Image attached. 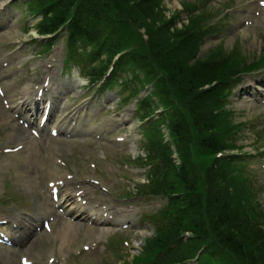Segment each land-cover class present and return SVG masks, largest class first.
Masks as SVG:
<instances>
[{
  "label": "rangeland",
  "instance_id": "374dc122",
  "mask_svg": "<svg viewBox=\"0 0 264 264\" xmlns=\"http://www.w3.org/2000/svg\"><path fill=\"white\" fill-rule=\"evenodd\" d=\"M135 1L123 3L118 8L112 7L113 16L117 18L121 26L125 25L120 29L123 30L127 27L134 29L132 26L140 28L139 36L136 39L135 51L147 54L150 61L157 68L163 69L168 80L177 77L178 80L173 85L174 94L177 93L181 98L187 94L185 89L188 87L189 80L196 82L194 85L198 86L197 88L203 89L200 92V97L193 98L192 103L195 104V107H190V109L192 112L198 111L200 116H202L203 123L209 128V135L218 137L235 154L239 153L240 150L252 153L251 145L256 147L262 145L264 143V118H262L264 117V107L260 106L255 100L251 101L247 107L243 102L239 101L238 97L245 89L249 88V83H258L264 80V67L259 68L263 69L261 70L263 72L259 71L255 75H248L244 78V84L238 89V95L234 103L229 106L234 113V118L226 119L224 114L220 112V107L222 106L220 100H222L224 93L218 91L214 99L210 95V89H207L205 84V82L213 83L215 80H220L226 73L233 71L248 72L251 69L249 65L248 67L244 66V62H250V66L258 67L264 64V10H261L262 14L257 18L254 17L255 13L252 15L249 10V8L255 7L252 4L257 2V0H163L159 4L149 0H141L137 3ZM140 2H143L142 6L137 7L136 5ZM225 8L229 9L224 11ZM186 11L191 12L193 18H196L200 23L202 21L209 23L213 16L221 15L220 18H225L228 28L221 35L213 36L206 40L204 45L198 46L199 43L195 37L192 35L187 36L190 31L183 36H177L178 34L172 31V15L178 16V13H181L183 20L186 22ZM230 11L233 14L228 17ZM34 19V17H31L30 22L33 23ZM177 26L180 27L181 25L178 24ZM25 32L28 31L25 30L21 34L19 30H11L9 37L0 38V44L6 46L11 42L20 41L18 43H22L30 39V36L26 35ZM132 35L128 31L127 37ZM12 36L14 37L11 39ZM131 38L128 37L127 39L132 41ZM58 43L53 52L60 50L61 46H63L60 41ZM157 44L159 45L157 46ZM165 44L167 46L165 50H162L161 47ZM196 47H202L201 56L206 55L208 62L211 64V67L208 68L210 73L206 74L205 78H203L205 70L200 68V64L196 63V61L191 63L189 61L191 59V51ZM31 75L27 77L25 72L17 75L19 81L16 87L18 90L21 91L24 87L26 88L27 86L25 85L28 80L37 79L36 76ZM259 89L264 91V85H260ZM253 93L259 98L262 97V94L260 93L259 95L256 90H253ZM0 107H2L1 103ZM65 108L70 112L69 114L73 112L71 116L65 114L66 119L72 120L79 117L80 114H78L76 105L73 102L68 103ZM195 115L199 116L197 113ZM9 117L10 114L5 111L2 112L0 108V152L6 147H16L14 140L7 135L8 133H16V131L13 132L4 127V123ZM246 120L251 121L250 126L253 130L248 132L249 128L247 129V127L242 130L241 125L238 124L237 128L233 126L232 131L227 134L230 125ZM223 130H225L224 134H222ZM261 135H263L262 141L255 142ZM102 152L107 154L101 159ZM17 155V158L0 155V204H3L7 209L22 205L23 210L30 212L33 207L41 203V198L48 203L47 198H50L48 182L57 181L62 179V177L67 178L68 174L72 177H79L75 179V182H80L85 176L99 177L101 175L104 178L103 187L105 188H108V186L114 187V180L120 176H122L121 181L125 178L133 180L135 183L143 182L145 177L142 174L135 177L136 173H139L137 172L138 170H135V167L127 168L129 166L127 162L129 158L140 155L137 150L129 152V150L122 149L121 146L109 147L108 145L101 146L97 143L81 144L78 141L68 142L63 136L53 137L47 143L38 141L32 148ZM13 159H15V162H13ZM40 166L46 167L44 173L39 172ZM52 168L56 170L59 177L50 176ZM197 169L201 171L200 168ZM167 179L175 189L177 187V184L173 183L175 176L168 174ZM85 184L91 185L89 182H85ZM127 186V188L120 189L119 196H117L118 199L130 190L129 185ZM130 186L134 188V185L131 184ZM167 186L171 187V185ZM97 189L101 194H104L101 187H97ZM8 198L15 200L17 203L20 202V204L16 205L15 202H10ZM259 200L264 208V193L259 195ZM160 203V201L156 202L155 209L160 208ZM144 207L145 209H153V207L148 205ZM139 212H142L140 206ZM257 214L264 221L262 214L258 212ZM68 223L70 222L65 218L56 219L52 224V232H42L41 236L33 241V245H28L29 247L24 254H27V256L31 254L36 257L37 264H48L50 256L56 260V263L92 264L89 261L92 257L86 255L87 252L82 247L86 238H82L84 240L83 243L79 240V245H75L74 249L72 248L66 253L61 254L58 251L59 242L56 241L59 236L58 232L65 228ZM70 224L82 226L77 221ZM101 231L100 229L97 242L101 239H106V236ZM144 239L136 244L139 246L137 249L143 246ZM102 254V248H99L97 253H95L96 256ZM77 257L79 258L75 263V258ZM9 258L4 264H19L18 257L10 255ZM118 263L117 261L113 264Z\"/></svg>",
  "mask_w": 264,
  "mask_h": 264
},
{
  "label": "trees",
  "instance_id": "16d2710c",
  "mask_svg": "<svg viewBox=\"0 0 264 264\" xmlns=\"http://www.w3.org/2000/svg\"><path fill=\"white\" fill-rule=\"evenodd\" d=\"M130 1L132 0H51L52 9L57 11L52 18L48 19L49 22L46 24V30L43 32L54 33L58 27L67 22V19L73 17L75 20L89 26L88 30L91 33L88 34L86 31L84 36L88 41H91V44H95V48L99 47L101 49L100 52H102L109 45L111 47L109 52L112 54L114 48L117 49L119 44L118 39L121 37L120 31L117 30L118 26L116 22L118 25L120 24L112 14V7L118 8L123 3ZM138 1L136 0L135 2L137 3ZM110 3L113 4L111 8H109ZM142 4L143 2H140L136 6H142ZM96 23L98 31L94 29V24L96 25ZM192 29L193 27H190L187 31H192ZM128 31L133 36L136 35V29L127 27L124 32L125 37H127ZM177 34L179 36L181 33ZM78 37V35H75L74 40ZM131 40L135 41L133 38ZM166 46L167 44L163 45L161 47L162 50H165ZM141 55L144 54L137 52L134 55H130V62L133 65H136L138 62L143 63V69L147 73L153 74L154 68L149 56ZM198 64H200L201 69L205 70L203 72V78H205L206 74L210 73L208 68H210L211 64L208 61L198 62ZM231 74L233 73H226L224 78L229 77ZM177 80V77L169 80L164 78L161 80V86L158 84V94L166 103H169L168 101L171 100L172 92H174L173 85L176 84ZM188 82V87L185 89L187 94L183 95L182 98L176 94L179 96L181 104L183 103L189 108H194L195 104L192 103V100L195 97H200V92L203 89L197 88L198 86L194 85L196 82H191V80ZM215 82L218 85L210 90V95H215L216 89H222L225 85L222 77L220 80H215ZM215 82H205V84H210L211 86ZM178 111H174L172 115L167 114L163 118L167 122L168 128H170L172 138L175 140L177 147H179L178 150H180L181 160L183 161L182 165L175 170L177 172L176 178L179 181L178 183L182 187L176 192L178 195L177 199H172L171 207L167 210L169 216L172 218L168 235L172 238L175 237V240H178L179 246H181L175 259H180L181 261L188 260L196 256L202 246L208 245V247L225 249L233 257L241 259V263L237 264H258L257 262L259 261L247 262L249 260L247 256L248 243L245 240L242 243L234 235V231L239 230L243 226V223H246L245 218L238 214L234 209V204H230L222 193L215 191V188L208 195L203 194L200 189L199 175L192 165L193 146L196 142L204 152L203 154L206 155L209 153L213 156L218 155L220 152L226 151L227 148H225L218 138L211 135L204 136L203 130L205 127L198 126L202 128L200 134H197L193 130V127H191L188 117ZM191 113L193 116L197 113L199 116L196 115V119L200 117L199 123L203 122V118L198 111H191ZM156 147L160 154H164L165 151L171 153L169 147L163 145L162 142H158ZM167 162V165H170L171 161L168 160ZM172 210H175L174 214ZM188 231L192 233V240L189 243L180 238L181 235Z\"/></svg>",
  "mask_w": 264,
  "mask_h": 264
},
{
  "label": "bare ground",
  "instance_id": "6f19581e",
  "mask_svg": "<svg viewBox=\"0 0 264 264\" xmlns=\"http://www.w3.org/2000/svg\"><path fill=\"white\" fill-rule=\"evenodd\" d=\"M62 122L63 121H60V123H62ZM7 135L12 140H14L15 144L16 143L20 144L23 147L28 142H32L31 139L29 137H27L25 134H23V132H21V131H19L15 135L13 133H8ZM73 192L74 191H72L71 193L73 195V198L76 199V201L78 200L79 197H82L83 200L88 199L89 206H91L94 203V201L91 198L87 197L86 194L77 196V194H73ZM78 192L79 191H77V193ZM61 199H60L61 200L60 203L63 202V200H65L64 197H62ZM66 203H69V202H65V204ZM68 207H69V210H67V211H69V213L72 214L73 218L77 217L80 220H82V221H84L86 223H89V224L91 222V220L89 218L90 217V212L94 211V212H96V215H98L99 213L102 212V209H100V208H97V210H93V209H91V207L90 208H84V207H81L79 204H76V203L75 204H70V205H68ZM75 209H77L78 211L74 213ZM82 210L85 211V212L87 211L88 214L84 213ZM109 216L110 215H108L106 220H109ZM92 222H95V224L99 223V221H96V220L92 221ZM58 234H59V236H58V238L56 240L57 242H59L58 243V245H59L58 251L61 254H63V253H66V252L70 251L72 248L74 249L75 245H77V244L79 245V240H81V243H83L84 240H82V238H86V241L83 244L84 245L87 244V241L90 240L96 234V231L94 229H91V228L83 226V225L82 226H78V225L75 226L73 224L68 223L65 226V228L59 230ZM54 264H57V263H54Z\"/></svg>",
  "mask_w": 264,
  "mask_h": 264
}]
</instances>
